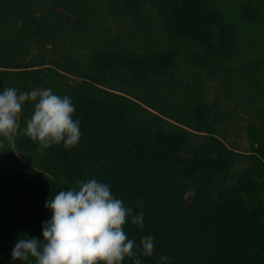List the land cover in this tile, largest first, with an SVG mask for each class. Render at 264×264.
I'll return each mask as SVG.
<instances>
[{
    "label": "trees",
    "instance_id": "16d2710c",
    "mask_svg": "<svg viewBox=\"0 0 264 264\" xmlns=\"http://www.w3.org/2000/svg\"><path fill=\"white\" fill-rule=\"evenodd\" d=\"M61 1L28 9L23 0H0V26L8 25L0 27V79L22 92L41 81L68 95L82 133L70 149H41L23 135L33 112L23 108L12 142L47 171L31 179L30 166L0 147V264H26L11 252L20 236L43 239L42 224L52 216L45 201L56 189L93 178L144 214L143 228L130 217L124 226L137 243L155 237V252L141 257L143 264H161V255L169 257L165 264H264L261 2L134 0L143 34L109 41L101 35L106 0H67L79 7L76 26L55 10ZM62 70L83 80L70 82ZM213 78L217 91L206 99ZM96 83L128 84L134 99L103 94ZM241 127L248 162L235 167L224 137Z\"/></svg>",
    "mask_w": 264,
    "mask_h": 264
},
{
    "label": "clouds",
    "instance_id": "9594fccd",
    "mask_svg": "<svg viewBox=\"0 0 264 264\" xmlns=\"http://www.w3.org/2000/svg\"><path fill=\"white\" fill-rule=\"evenodd\" d=\"M26 102H33V112L23 128L24 136L39 143L41 149L63 143L67 150L77 145L82 133L79 120L73 119L75 106L68 95H57L50 88L19 93L5 88L0 92V147L5 140L12 142ZM77 185L49 196L44 207L52 216L42 224L43 239L20 236L12 260L26 264H143L141 257L154 254V236H142L137 243L124 231L129 217L132 224L143 228V213L134 214L112 194L110 185L95 178L81 179ZM168 259L159 257L161 264Z\"/></svg>",
    "mask_w": 264,
    "mask_h": 264
},
{
    "label": "rangeland",
    "instance_id": "374dc122",
    "mask_svg": "<svg viewBox=\"0 0 264 264\" xmlns=\"http://www.w3.org/2000/svg\"><path fill=\"white\" fill-rule=\"evenodd\" d=\"M24 1V7H27L28 9H34L36 7H39L40 5V0H23ZM96 1L97 0H92ZM231 1V4L234 6L238 0H226V3H229ZM248 1V0H247ZM261 2V5L263 6L262 9H264V0H258ZM54 8L56 11H58L62 19L67 22L71 23L69 25L76 26L80 22V11L79 7L75 5L74 3H71L67 0H62L61 2H56L54 4ZM104 15L106 17L102 18V29L103 33L101 34L103 39H109V41H113L116 37L122 38L124 34L130 35V36H136L137 34H140L145 30L144 28L141 29H136L138 27V21H140L139 18L136 19L137 12L134 6V0H106L104 1V6L102 7ZM137 17H140L139 14ZM5 24V23H4ZM1 23L3 27H6L8 25H4ZM0 26V27H2ZM47 45H49L48 42H46ZM48 47V46H46ZM21 56L23 57V61L27 60L28 54L26 52H21ZM36 65V64H35ZM37 67L39 66L41 70H44V64H37ZM63 71V70H62ZM66 73V79L70 82L73 81H82V77L73 74V73H68L66 71H63ZM216 81H218V78L212 79V81H208L207 84V90L205 92V98L210 99L212 95L215 94L217 89L215 88ZM97 84V89H99L103 94H106V90L119 93L122 95H126L134 99V96L129 94L130 92L126 90L129 85H111V84H101V83H96ZM30 86L25 90L26 92L31 91L36 88L40 89H47L50 88L49 86L47 87L43 82L38 81L35 83L29 84ZM124 87V88H123ZM5 88H15L19 92L21 91V88L19 89L17 84H15L14 81L11 79H0V92H2ZM51 89V88H50ZM124 89V90H123ZM105 90V91H104ZM109 92V93H111ZM129 92V93H128ZM137 99V98H136ZM138 100V99H137ZM28 107V110H33V102H26L23 108ZM23 108H22V113L19 116L18 123L20 120L23 119ZM190 130L204 134L207 133L206 130H198L195 129L191 126H187ZM227 131V130H226ZM227 136L224 137V140L227 144L232 145L233 151H232V159L237 160L238 162L236 163V166H242L245 163L248 162L247 157L245 156V153H248V145L246 141V135L244 132V128L241 127L237 130L229 131ZM5 142L3 143V151L6 152L9 156L12 157V159L17 162L21 163L23 165H28L30 166L31 170L27 172V175L31 177L33 180H41L40 174L37 171H47L46 168L38 161L37 157H34V155H25L22 152H20L17 147L13 144V142L10 143V145H4ZM235 144V146H233ZM240 158V160H238ZM24 169V168H23ZM192 191L191 189L187 190L185 195L187 196L190 194ZM54 194L58 193V190L56 189ZM264 202V198H263Z\"/></svg>",
    "mask_w": 264,
    "mask_h": 264
}]
</instances>
